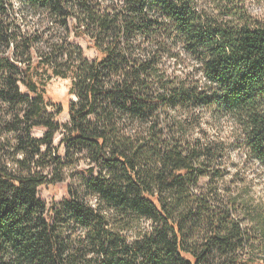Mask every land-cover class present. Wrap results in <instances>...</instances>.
I'll return each mask as SVG.
<instances>
[{
    "label": "trees",
    "instance_id": "obj_1",
    "mask_svg": "<svg viewBox=\"0 0 264 264\" xmlns=\"http://www.w3.org/2000/svg\"><path fill=\"white\" fill-rule=\"evenodd\" d=\"M16 1L0 103L27 134L0 160V264H264V0ZM51 77L73 84L62 142L95 166L94 206L39 196Z\"/></svg>",
    "mask_w": 264,
    "mask_h": 264
},
{
    "label": "rangeland",
    "instance_id": "obj_2",
    "mask_svg": "<svg viewBox=\"0 0 264 264\" xmlns=\"http://www.w3.org/2000/svg\"><path fill=\"white\" fill-rule=\"evenodd\" d=\"M21 0H17L19 3ZM256 12H260L256 9ZM71 42L76 43L82 47L84 54L87 59L94 60L97 56L92 50L87 51V45L80 39H75L71 37ZM46 97L51 101V104L63 107V112L57 117L58 108H50L48 110V118L50 120H57L60 125L61 130L55 135L52 144L50 146L43 147L41 149V155L38 156L36 161H39V166H33L32 173H40L42 176L48 178V180H53L56 185H45L40 188L39 196L42 201L50 205L52 201H56L59 204L63 203L68 197V192L76 193L82 197L84 202L89 203L91 206L95 205L97 201L88 193L86 187L84 186V180L88 179L90 175L88 171L93 167V163L88 157L84 149L70 148L66 147V144L62 142L65 134L66 128L70 125V117L67 113L68 107L71 103L77 102V98L72 96L71 91L73 84H71V79L67 78H57L51 77L49 81L46 82ZM22 92H25L24 87L21 86ZM54 106V105H53ZM0 160H4L10 163V166L14 167V162L20 156H15L17 151L15 146H17V138L22 136L26 138L27 129L26 124L23 121V117L19 120L15 119L14 116H7L6 114L12 113L10 109L6 108V105L0 103ZM18 107L14 109L13 115H16ZM4 111V112H2ZM47 129H32L30 131V137L37 141L44 139ZM23 149L26 146L22 147ZM20 147V149H22ZM69 150V151H68ZM34 148L29 149L30 155ZM17 157V158H16ZM32 157V156H30ZM98 171L99 169L96 168ZM21 173L23 175H28L29 170L27 169V164L22 168ZM207 180L201 181V188L206 187ZM264 196V191L261 193Z\"/></svg>",
    "mask_w": 264,
    "mask_h": 264
}]
</instances>
